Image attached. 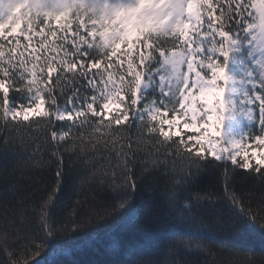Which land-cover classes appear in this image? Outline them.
Masks as SVG:
<instances>
[{
    "label": "snow or ice",
    "instance_id": "snow-or-ice-1",
    "mask_svg": "<svg viewBox=\"0 0 264 264\" xmlns=\"http://www.w3.org/2000/svg\"><path fill=\"white\" fill-rule=\"evenodd\" d=\"M40 121L56 164L47 198L31 205L43 235L13 230L8 205L20 194L6 187L0 264H49L50 240L87 226L70 221L57 228L54 219L66 175L56 145L85 128L146 129L164 145L161 156L139 157V145L129 141L118 169L94 174L102 206L97 219L139 222L134 198L156 172L172 177L174 186L152 223L204 228L194 209L225 200L237 230L264 238V215L241 204L231 183L236 169L259 174L264 183V0H0V154H16L8 129ZM218 174L223 196L202 192L200 184ZM26 215L21 210L20 219ZM215 243L210 233L174 234L162 260L137 264H193L190 252Z\"/></svg>",
    "mask_w": 264,
    "mask_h": 264
},
{
    "label": "trees",
    "instance_id": "trees-1",
    "mask_svg": "<svg viewBox=\"0 0 264 264\" xmlns=\"http://www.w3.org/2000/svg\"><path fill=\"white\" fill-rule=\"evenodd\" d=\"M66 87L71 88L73 85L68 84ZM4 136L5 128L0 122V141ZM7 138L16 154H0V224L5 208L2 197L7 187L20 194L11 199L8 205L10 214L16 216L13 230H19L24 237H39L43 234L39 231L37 213L32 211L31 205L46 199L53 187L56 169L52 157L54 142L43 121L10 128ZM129 141L134 142V146L139 145V157L155 158L163 154L164 145H157L154 135L147 134L146 129H143V134L134 133L127 125L120 126L119 132L115 131V126L112 132L103 128L100 132L92 128L76 129L69 138L56 145L66 165L64 190L58 193L60 199L54 208L56 227L62 228L70 221L86 223L87 226L81 231H61L51 239L49 264H137L138 261L149 259L162 260V252L168 241L174 234L182 232L202 236L210 233L216 242L208 250L190 252L187 258L193 264H264V238L258 232L237 230L233 224V210L225 200H218L212 205L205 203L194 209L204 221V228L152 223V219L160 214L164 192L174 186L172 177H162L156 172L145 180L134 198L140 215L139 222L118 224L115 218L97 219L102 206L94 174L118 169ZM5 168L8 169L7 175L4 173ZM175 168L177 172L182 169L180 157L176 158ZM236 172L231 183L241 204L250 203L253 213L264 215V183L255 178L259 174L243 169H236ZM175 179L179 180L180 176L177 175ZM209 189L223 196V180L219 174L200 184L202 192ZM180 195L183 197L182 192ZM21 210L27 211L23 220L20 219ZM13 243L18 244L20 241ZM233 244L250 247L254 251L246 255L227 247ZM131 249L140 251L130 253ZM3 258V252H0V259ZM24 258L25 254L21 253V260Z\"/></svg>",
    "mask_w": 264,
    "mask_h": 264
},
{
    "label": "rangeland",
    "instance_id": "rangeland-1",
    "mask_svg": "<svg viewBox=\"0 0 264 264\" xmlns=\"http://www.w3.org/2000/svg\"><path fill=\"white\" fill-rule=\"evenodd\" d=\"M169 117H171V113H169Z\"/></svg>",
    "mask_w": 264,
    "mask_h": 264
}]
</instances>
